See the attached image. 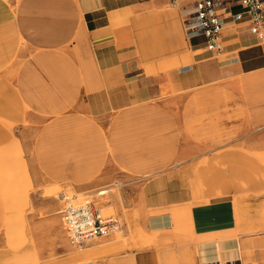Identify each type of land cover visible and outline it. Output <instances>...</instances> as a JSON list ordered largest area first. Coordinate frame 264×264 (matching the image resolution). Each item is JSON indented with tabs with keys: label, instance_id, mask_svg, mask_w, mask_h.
Wrapping results in <instances>:
<instances>
[{
	"label": "rangeland",
	"instance_id": "374dc122",
	"mask_svg": "<svg viewBox=\"0 0 264 264\" xmlns=\"http://www.w3.org/2000/svg\"><path fill=\"white\" fill-rule=\"evenodd\" d=\"M138 16L133 46L141 64L170 48L158 41L159 49L150 50L149 20ZM161 25L156 18L155 37L162 38ZM233 33H246L245 26L225 28L224 40ZM181 35L171 51L187 47ZM73 69L66 52L31 50L22 41L0 72V264H90L96 257L111 264H199L202 239L217 241L230 230L239 239L264 237V230L236 231L238 220L242 225L264 211V72L206 82L195 69L180 72L155 85L152 97L116 108L104 99L92 106L88 92L78 90L88 66L79 74ZM61 194L99 200L121 231L71 244L57 212ZM158 213L174 217L181 230H148L143 221ZM221 221L233 228L210 229ZM61 238L59 256L52 248ZM241 254L243 262L264 264V242L241 247Z\"/></svg>",
	"mask_w": 264,
	"mask_h": 264
},
{
	"label": "crops",
	"instance_id": "0c3cea01",
	"mask_svg": "<svg viewBox=\"0 0 264 264\" xmlns=\"http://www.w3.org/2000/svg\"><path fill=\"white\" fill-rule=\"evenodd\" d=\"M165 4L168 5L166 0H0V72L19 54L22 41L31 46V50L60 49L70 55L76 74H79L78 70L84 64L89 68L85 72V86L80 85L79 89H75L88 92L92 106L104 99L108 106L116 108L126 106L131 101L152 97L155 85L161 84L164 78L178 77L180 72L195 69L200 72L199 78L205 82L225 75L245 76L264 72V42L257 41L246 29L242 35H228L230 37L224 42H233L224 45L223 50L217 53L220 58H215L211 52L212 55L206 57L193 54L204 50L202 42L193 44V38H186L184 30L182 37L180 25L182 29L183 25L179 10L164 9ZM140 13L149 20L145 35L146 39L154 41L153 45H148L150 50L160 47L158 41L170 48L166 54H148L150 56L147 55L141 64L140 51L133 46V22L139 18L137 14ZM156 18L165 27L162 38L154 35L159 29V26L154 27ZM179 35L186 41L187 47H183L184 51H176L181 49L179 47L171 51L179 43ZM220 203L223 202L217 204ZM51 220L55 223L58 219L53 217ZM241 223L238 220L236 230L241 233L264 230V211L255 213L246 223ZM36 224H41V221H35L34 227ZM143 224L151 231L167 230L173 225L175 229L181 230L180 224H176L174 217L171 218L168 213L149 215ZM210 225L213 231L233 228L230 222L223 221ZM53 229L59 231L58 226ZM207 229L209 227L206 225L203 230ZM236 233L230 230L228 236L224 235V238L217 241L202 239L198 242L199 264H249L242 260L241 247L261 245L264 237L239 239L243 236L237 238ZM39 234V231L34 233ZM44 246L40 245L41 252L46 251ZM65 246L61 238L52 250L55 255L61 256L65 253ZM110 262L108 258L96 257L90 264ZM124 264H128L127 259Z\"/></svg>",
	"mask_w": 264,
	"mask_h": 264
},
{
	"label": "built area",
	"instance_id": "2783aa9c",
	"mask_svg": "<svg viewBox=\"0 0 264 264\" xmlns=\"http://www.w3.org/2000/svg\"><path fill=\"white\" fill-rule=\"evenodd\" d=\"M166 1L170 7L179 10L186 38L202 37V47L207 52H221L224 29L234 25H244L257 41L264 42V0ZM60 198L62 204L58 213L71 244L81 246L121 231L119 218L116 215H103L94 201L65 194H61Z\"/></svg>",
	"mask_w": 264,
	"mask_h": 264
},
{
	"label": "bare ground",
	"instance_id": "6f19581e",
	"mask_svg": "<svg viewBox=\"0 0 264 264\" xmlns=\"http://www.w3.org/2000/svg\"><path fill=\"white\" fill-rule=\"evenodd\" d=\"M242 81V80H241ZM94 202H95V204H96V207L97 208H99L100 210H101V208H106L105 206H103V204H101L100 202H99V200H94ZM98 203H100V204H98ZM101 245V244H100ZM225 262H223V264H224Z\"/></svg>",
	"mask_w": 264,
	"mask_h": 264
}]
</instances>
